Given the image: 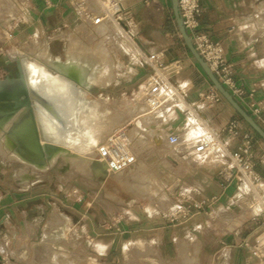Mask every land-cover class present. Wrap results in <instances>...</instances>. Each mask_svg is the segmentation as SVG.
Here are the masks:
<instances>
[{
    "label": "crops",
    "instance_id": "obj_1",
    "mask_svg": "<svg viewBox=\"0 0 264 264\" xmlns=\"http://www.w3.org/2000/svg\"><path fill=\"white\" fill-rule=\"evenodd\" d=\"M26 1L28 2V0ZM258 2L264 6V0H199L202 11L198 17V31L206 34L210 40L218 41L221 44L232 79L244 91L242 96L232 95V97L248 114H250L247 107L249 101H253L264 109V31L256 32L247 28L249 24L256 25L255 16ZM122 4L126 8L131 33L137 32L134 38L136 43L134 41L129 42L133 44L138 53L135 51L132 56L124 50L127 46H124L122 52L127 54L130 60H134L141 52L163 50L165 68L162 69L161 73L164 76H168V65L172 61H178L180 68L173 81L185 86V102L194 104L196 106L194 109L200 117L215 131L222 130L230 120H236L239 134L228 143V147L230 150L235 149L241 141V136L246 134L255 154L254 171L264 179V166L258 162L259 158L264 159V142L237 117V114L223 99L210 107H200L199 94L208 92L212 86L178 35L172 17L170 0H122ZM28 7H30L29 10ZM21 8H23L21 18L13 24H8L11 18L9 17L3 27L2 38L10 40L12 45L28 42V31L43 35L50 30L63 29L66 32L70 28L71 31L77 32L76 21L64 0H30ZM104 26L98 29L99 32L97 31V33L100 36L98 38L94 39L92 34H87L93 37L90 41L96 43L100 40V31L105 29ZM97 28L90 33H94ZM110 28L112 32L116 30L112 26ZM67 34L64 38L65 44H62L60 50L62 55L67 42ZM113 37L115 38V36ZM118 37L122 38L120 35ZM115 41L113 44L110 43L107 48L113 67L110 81L106 86L116 83L117 80L123 81L124 86L131 84L141 86L151 74V70L147 66L144 68L139 64H135V68H132L130 65L133 64L128 62L127 65L120 64L122 72L117 74L114 71V66L119 51L116 38ZM127 43L128 41L125 45ZM46 45L48 54L54 57L50 54L51 39L47 41ZM125 93L122 92V94ZM126 101L130 106L136 105L138 108L144 106L137 97L134 98L133 102ZM178 104L182 107L184 102L180 100ZM195 113L191 112L186 116L184 112L175 111L173 114H164L163 116L162 111H159L154 113V120L147 121L146 125L161 132L165 138V131L180 132L186 124L182 137L190 139L202 131ZM192 118L194 123L191 124L189 122ZM183 120L184 123L181 127ZM148 143L155 149L160 147L154 145V137L149 136ZM165 145L166 143L162 146ZM171 153V160L173 161L169 164L172 167L164 168V170L173 178L175 186L174 190L169 192V197L164 189L157 191L166 197L162 203L163 206L169 200H174L179 188L186 187L191 190L190 195L194 200L214 199L212 209L215 214H218V217H215L212 222L203 213L196 212L177 223H171L155 214L142 215L136 218L135 221L140 223L143 235L150 237L155 245L154 248L150 245L152 249L148 256L154 260H156L155 258L166 261L178 259L182 264H260L264 262V210L254 193L238 185L236 178L229 182L223 180L218 173L219 164L212 157L201 163L187 162L186 165L179 167V163H184V161L176 157L172 151ZM150 176L156 178L155 175ZM29 187L31 188L29 189ZM37 187L28 186V201L48 196L47 193L43 192L44 190L39 193ZM132 190L126 189L127 192ZM140 192L145 193L146 191L141 190ZM241 192L245 194L242 195ZM128 204L129 202L121 200L120 203L115 202L114 207L117 209V205L127 206ZM52 205L58 209L59 203L58 201L51 202V208ZM33 207L36 208V206ZM259 213L260 216L256 217ZM67 218L70 220L69 217ZM71 224L74 227L80 222H71ZM129 226L128 221L126 225L122 224L124 232H130ZM73 237L76 239L75 235ZM112 244L111 241L107 245L104 256L109 254ZM186 245H189L190 252L188 246V249L184 250ZM101 248L100 245L96 246L98 250ZM124 252L126 254L125 263L127 264L130 259L127 246L124 247ZM74 257L77 258L76 255ZM50 258H48V264H50ZM78 260H81L80 256Z\"/></svg>",
    "mask_w": 264,
    "mask_h": 264
},
{
    "label": "rangeland",
    "instance_id": "obj_2",
    "mask_svg": "<svg viewBox=\"0 0 264 264\" xmlns=\"http://www.w3.org/2000/svg\"><path fill=\"white\" fill-rule=\"evenodd\" d=\"M18 1L0 0L2 20L0 57L18 58L17 54L33 51L39 54L44 48L48 51L46 43L51 39L50 54L58 55L62 59L60 50L62 44H65V34L68 33L66 36H73L75 40H83L86 43L88 39L93 38L88 36L87 32L75 33L70 28L66 32L63 29L50 30L43 35L28 31V42L12 45L10 40L2 38L3 27L9 17L11 18L8 24H13L21 18L23 14L21 7L30 2L28 0L18 6ZM257 16L264 18V6L261 2H258L255 19ZM132 41L136 43L135 40ZM87 44L94 47L93 42ZM128 62L133 64L130 65L132 68L138 64L137 58L130 60L127 54L119 51L115 59L114 71L117 74L121 73L120 64L127 65ZM7 69V67H0V78ZM139 87L133 84L124 86L121 80L109 86L91 87L85 94V98L94 99L92 102H100L96 109L99 112L98 118L103 123L90 125L80 120L89 136V141L86 140L82 148L75 152L76 154L57 156L56 162H53L47 170L27 166L0 152V264H48L51 246H53L51 241L56 238L63 243L67 253L70 251L69 254L76 255L78 259L80 256L82 264H126L125 246L130 253L127 264H182L178 259L166 261L155 258L154 260L148 256L155 245L150 237L143 235L140 223L135 221L142 215L162 216L172 211L173 201L169 200L163 206L162 203L166 197L157 192L164 189L169 197V192L173 191L175 186L173 178L164 170V168H171L169 163L173 161L171 160L172 150L166 147V140L165 146L161 145L155 149L148 143L147 134L145 137H139L138 134L136 135L137 129L134 128L135 131L130 132L132 128L130 125L127 129L137 154L136 161L130 168L113 176L107 175L94 157L95 149L107 133L127 119L134 120L139 110L145 109L144 106L140 108L136 105L130 106L126 101L133 102L138 95ZM122 92L126 93L122 94ZM111 108H114V111H111ZM127 108L129 111L126 110ZM119 115L124 116V121L120 122ZM183 123L184 120L181 127ZM187 162L193 163L191 160L180 162L179 167L186 165ZM149 175H155L156 178ZM28 186H38L39 193L44 190L43 192L48 196L28 201V190L31 188L28 189ZM125 188L133 190L127 192ZM141 190L146 192H140ZM120 199L129 204L117 205L116 209L114 203H120ZM55 201L59 203L58 209L55 205H52V208L50 206V203ZM54 209L57 213H53ZM58 217L65 220L61 227L55 225ZM215 217H218V214H213L209 219L213 222ZM127 221L130 232H124L122 228V224L126 225ZM71 222H80V224L73 227ZM45 234L49 240L44 238ZM4 237H7V242L3 245ZM111 241L113 242L111 251L104 256L107 245ZM97 245L102 248L96 249ZM187 246L190 252L189 245L184 246V250L188 249ZM262 263L264 264V262L260 264Z\"/></svg>",
    "mask_w": 264,
    "mask_h": 264
},
{
    "label": "built area",
    "instance_id": "obj_3",
    "mask_svg": "<svg viewBox=\"0 0 264 264\" xmlns=\"http://www.w3.org/2000/svg\"><path fill=\"white\" fill-rule=\"evenodd\" d=\"M64 1L76 21L77 32L94 31L104 23L114 24L125 38L134 40L137 32L131 33L128 28L129 19L122 0ZM177 8L186 34L210 71L231 95L242 96L244 91L232 79L221 44L218 41L210 40L206 34L198 31V17L202 11L199 0H177ZM163 56V50H157L142 53L137 57V63L140 66H147L151 70V74L139 87L136 97L148 113L154 114L162 111L164 116V114L169 115L178 111L186 113L187 116L191 112H196V118L202 128V131L190 139L182 137L185 126L180 132L165 131V140L173 154L181 161L191 160L197 163H201L209 157L214 158L215 162L219 164L218 173L223 180L229 182L236 178L238 185L254 193L264 210V179L254 171L255 154L248 136L243 134L239 145L230 150L228 143L239 134L238 122L230 120L222 130H213L194 109L196 106L185 102V86L173 81L180 68L179 62L172 61L168 65L167 69L170 72L168 76L161 73L165 68ZM221 99V96L213 88L198 96L200 107L203 108L210 107ZM180 100L184 102L182 107L178 104ZM247 107L251 117L264 128V109L253 101H249ZM133 121V119H129L107 133L97 149L96 160L103 164V170L107 175L124 171L136 161V150L133 148V140L127 129ZM258 162L264 166V159L259 158ZM190 193L191 190L186 187L179 188L173 200L172 211L165 215L162 214L161 217L171 223L187 219L196 212L211 218L215 214L212 209L214 199L194 200ZM241 194L245 193L241 192ZM258 216L260 213L256 217Z\"/></svg>",
    "mask_w": 264,
    "mask_h": 264
},
{
    "label": "bare ground",
    "instance_id": "obj_4",
    "mask_svg": "<svg viewBox=\"0 0 264 264\" xmlns=\"http://www.w3.org/2000/svg\"><path fill=\"white\" fill-rule=\"evenodd\" d=\"M23 2H26V0H22V2L21 0H19L17 5L18 6L21 5L23 4ZM9 8L12 7L9 6ZM263 19L257 16L255 19L256 25L249 24L247 28L251 31L261 32L262 30H264ZM1 22L2 20L0 16V24ZM102 26L105 27V29L100 31L102 37L100 38L99 41L96 40L98 42L96 43L93 42L94 47H91L90 45L88 46L87 43L92 42V40L90 42V39H88L86 43L83 40H78V39L75 40L73 36L68 35L66 47L64 48V55L67 60H77L79 62H82L87 67L88 70L87 82L91 86H106L109 83L112 74L111 69L113 66L111 64V59L108 54L109 52L107 48L108 46H110V43L113 44L114 42H116L115 38L118 40L117 41L118 51H123L124 46H127L124 48V50L131 55L136 51V48L133 46V44L130 43L132 40L125 38L123 35L121 36V33L114 24L104 23L100 25L94 33H90V32L87 33L92 34L94 36V39L98 38L100 36L98 35L97 31ZM111 26L112 28L114 27L116 30L112 32L111 31L112 29L111 28L109 29V27ZM128 28L131 32L129 25ZM118 35H120V37L122 38H119ZM113 36H115V38ZM127 41L128 43L127 45H125ZM17 57H18L17 59L19 60L21 59L25 60V66L28 71L27 82L29 84L33 86L39 84L38 87L41 88V91L46 92L48 95L52 96L53 98H55V96L59 98V100L57 98L55 99L58 100L56 102L57 105L59 106L60 115L63 118V123H62L63 125L60 124V122H56L55 120H51V121L47 120L44 114L41 113L38 114V119L40 123L43 125V129L48 135H50L51 138L54 139V142L59 146V149L56 150L50 156V158L47 159L45 163L42 165L29 162L28 160L21 157L15 151L13 145L11 144L9 138L6 135L7 129L19 118L22 112L19 111L12 117L8 118L5 121V123L0 127V152L2 154L8 155V157L14 161L15 160L21 161L27 166L36 167L42 170H47L53 164V162H56L57 156H61L64 154L65 155L74 154L76 151L82 148V145L86 143V140L89 141V136L85 132L84 127L81 125L80 120H82L83 122H87V124L90 125L93 124L98 125L103 123L102 121L99 120L98 118L99 112L96 109L100 104V102L98 101L92 102V100L94 99L92 100L86 99L85 91H82L80 89L77 90L73 89L72 87H70L69 84L66 83V81L63 78L51 73L50 69L48 68V64L50 63V61H49V54L46 48H44L43 52L39 54H35V52L33 51L31 53H23L21 55L17 54ZM126 110L129 111V108H127ZM111 111H114V108L113 109L111 108ZM124 113L125 112H123V114ZM119 118H120L119 119L120 122L124 121V116L119 115ZM154 118L155 115L152 113H148L146 109L139 111L134 118L130 132H134L135 131L134 128H135L138 130L136 131V135L138 134L139 137H145L146 134L149 136L151 135V137H154L155 139L154 145L157 147L164 144L165 142L164 135L161 132L157 131L155 128L145 127L146 122L147 121L151 122L152 120H154ZM193 121L194 120L192 118L190 119L189 123L192 124L194 123ZM184 126L186 127V124ZM132 134L135 135L134 133ZM98 147L94 151V157H96ZM25 177H27V175H25ZM54 212L57 213L56 209H54L53 213ZM63 223H65V220H62L61 218L58 217L55 225H60L61 227V224ZM44 238L46 240H49L48 237H46V234ZM6 242H7V237H4L3 245L6 244ZM51 242L53 243V246H51L52 248H51V256H50L51 257L50 264H82L81 260H78L76 257L71 256L69 254L70 251H68L67 253L65 247L63 246V243H61L59 239L56 238L54 239V241Z\"/></svg>",
    "mask_w": 264,
    "mask_h": 264
},
{
    "label": "water",
    "instance_id": "obj_5",
    "mask_svg": "<svg viewBox=\"0 0 264 264\" xmlns=\"http://www.w3.org/2000/svg\"><path fill=\"white\" fill-rule=\"evenodd\" d=\"M170 6L178 35L194 62L207 78L212 88L264 142V129L222 86L195 50L181 23L177 0H170ZM49 61L48 68L50 72L63 78L73 89H80L87 93L91 87H94L87 82L88 70L82 62L67 60L64 54L62 59L59 56L51 57L49 55ZM10 62L14 63L15 71L13 73L9 72L8 75L0 79V127L8 118L22 111L17 121L7 129L6 135L15 151L21 157L29 162L42 165L59 149V146L43 129V125L38 119V114H44L47 120H55L62 124L63 118L56 102L59 98L55 96L57 100L46 92L41 91V88L38 87L39 84L33 86L27 82L28 71L25 66V60L8 56L0 57V65ZM101 166L103 168V164Z\"/></svg>",
    "mask_w": 264,
    "mask_h": 264
},
{
    "label": "flooded vegetation",
    "instance_id": "obj_6",
    "mask_svg": "<svg viewBox=\"0 0 264 264\" xmlns=\"http://www.w3.org/2000/svg\"><path fill=\"white\" fill-rule=\"evenodd\" d=\"M0 67H7L8 68L0 79H2L5 75H8L9 72L13 73L15 71V67H14V63L13 62H10L8 64H2V65H0Z\"/></svg>",
    "mask_w": 264,
    "mask_h": 264
},
{
    "label": "trees",
    "instance_id": "obj_7",
    "mask_svg": "<svg viewBox=\"0 0 264 264\" xmlns=\"http://www.w3.org/2000/svg\"><path fill=\"white\" fill-rule=\"evenodd\" d=\"M211 85V84H210ZM237 117L241 120V118L237 115ZM255 134V133H254ZM256 135V134H255ZM257 136V135H256ZM259 138V137H258Z\"/></svg>",
    "mask_w": 264,
    "mask_h": 264
}]
</instances>
